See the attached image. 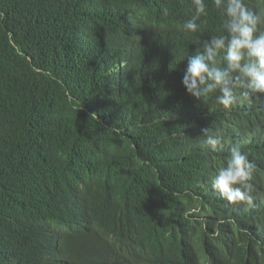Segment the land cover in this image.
<instances>
[{
    "label": "trees",
    "instance_id": "obj_1",
    "mask_svg": "<svg viewBox=\"0 0 264 264\" xmlns=\"http://www.w3.org/2000/svg\"><path fill=\"white\" fill-rule=\"evenodd\" d=\"M205 2L185 34L191 0H0V264H95L83 251L105 254L99 236L119 222L150 227L165 264H264V128L251 140L255 125L182 84L199 41L222 32ZM204 128L222 147L202 146ZM234 145L255 165L252 205L212 187ZM86 219L87 241L54 237Z\"/></svg>",
    "mask_w": 264,
    "mask_h": 264
},
{
    "label": "clouds",
    "instance_id": "obj_2",
    "mask_svg": "<svg viewBox=\"0 0 264 264\" xmlns=\"http://www.w3.org/2000/svg\"><path fill=\"white\" fill-rule=\"evenodd\" d=\"M222 14V32L210 39L200 40L195 54L187 58L182 84L194 99L204 102L215 98L218 110L229 120L255 125L249 129L254 141L258 129L264 128V9H251L246 0H212ZM194 13L182 25L185 34L201 30L202 17L208 15L205 0H191ZM163 16L169 15L162 8ZM199 22V23H198ZM117 133L118 129L115 130ZM203 147L216 150L222 147L218 133L210 128L201 130ZM264 165V163H263ZM255 165L239 145L229 149L226 162L220 166L212 180L213 189L229 204L252 205L251 193L255 188ZM71 227V228H70ZM113 223L101 238L106 253L95 248L83 251L95 264H165L150 247V227L133 231ZM94 225L84 221H58L52 228L54 237H78L87 241L94 234Z\"/></svg>",
    "mask_w": 264,
    "mask_h": 264
}]
</instances>
